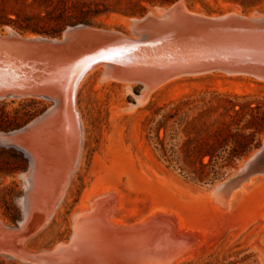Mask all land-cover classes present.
Here are the masks:
<instances>
[{
	"label": "rangeland",
	"instance_id": "374dc122",
	"mask_svg": "<svg viewBox=\"0 0 264 264\" xmlns=\"http://www.w3.org/2000/svg\"><path fill=\"white\" fill-rule=\"evenodd\" d=\"M87 1L127 7L119 0ZM183 3L207 15L237 10L264 14V0L248 8L231 0ZM140 4L146 8L144 14L172 5ZM143 15L111 13L91 25L128 32L130 19ZM71 26L75 25L57 36L11 29L22 36L54 38ZM6 28L0 32L6 33ZM94 73L76 96L84 138L79 164L55 216L46 227L26 236L22 250L12 245L8 234L7 240L3 238L4 225L13 232L27 218L21 175L28 160L18 150L12 157L13 151L0 142V264H262L264 182L228 212L214 203L209 191L262 146L264 131L240 159H230L229 154L244 144L242 139H231L213 162L199 155L212 146L218 121L234 115L232 106L241 110L235 118L240 128L251 120V109L264 112V81L219 73L185 77L165 84L137 105L141 87L127 92L120 85L99 83L98 72ZM49 103L17 99L0 105L19 129L45 112ZM17 168L21 170L8 173ZM106 194L109 199L91 206ZM85 205L90 210L84 215L86 223L77 228L74 216ZM4 253H17L22 260L11 261L2 257Z\"/></svg>",
	"mask_w": 264,
	"mask_h": 264
},
{
	"label": "water",
	"instance_id": "95a60500",
	"mask_svg": "<svg viewBox=\"0 0 264 264\" xmlns=\"http://www.w3.org/2000/svg\"><path fill=\"white\" fill-rule=\"evenodd\" d=\"M158 8L160 15L148 11L142 17L131 18L128 32L85 24L71 26L54 38H31L13 29L0 32V102H50L45 112L23 127L0 134V142L20 151L28 160L22 175L26 177L25 186L31 183L26 186L25 196L29 217L13 232L4 225L3 239L11 234L12 245L42 228L37 219L41 204L54 205L62 179L44 192L48 168L58 167L59 157L62 161V157L70 156L63 151L62 137L74 138L77 128L68 101L78 78L87 70L107 67L108 75L115 79L151 86L181 76L215 72L264 79V14L207 15L184 10L180 0ZM107 56L110 58L105 59ZM47 153L54 154L48 163L44 161ZM69 165L67 162V170ZM67 170L62 167V178ZM263 175L264 137L262 146L230 177L212 187L209 196L215 201L227 200L238 186ZM261 260L264 264V256Z\"/></svg>",
	"mask_w": 264,
	"mask_h": 264
},
{
	"label": "trees",
	"instance_id": "16d2710c",
	"mask_svg": "<svg viewBox=\"0 0 264 264\" xmlns=\"http://www.w3.org/2000/svg\"><path fill=\"white\" fill-rule=\"evenodd\" d=\"M141 1L152 5L156 3L170 5L178 0H119L118 2L126 3V9L109 7L100 2L87 0H0V28H14L23 34L57 36L69 25H91L95 20L111 13L129 17L141 16L146 12V8L140 4ZM231 1L244 8L256 7L262 2V0ZM232 110L234 115L230 116L229 120L218 121L213 144L210 149L200 153L201 159L208 157L209 163L213 162L216 158L221 157L220 154H217L218 150L223 149L224 151L231 139H242L244 144L235 145L236 147L229 154L230 159H240L248 153L256 137L264 131V112L260 113L258 109H251V120L240 128L238 123L235 125V118L240 115L241 110H235V105L232 106ZM254 111L257 112L254 113ZM233 126H236L235 131H232ZM18 127L15 119L0 105V133H8ZM236 143L237 141H235ZM9 149L13 151L11 156L15 157L17 150L13 147H9ZM19 170L21 169H11L8 173L13 174ZM213 172L216 174L215 171Z\"/></svg>",
	"mask_w": 264,
	"mask_h": 264
},
{
	"label": "bare ground",
	"instance_id": "6f19581e",
	"mask_svg": "<svg viewBox=\"0 0 264 264\" xmlns=\"http://www.w3.org/2000/svg\"><path fill=\"white\" fill-rule=\"evenodd\" d=\"M180 4H181V6L183 7L184 10L188 11L186 5L183 3V0H180ZM149 11L151 13H155L157 15L162 14L161 9H159L158 7L152 8ZM192 11H199L201 13H204V12H202L199 9L192 10ZM227 13H229V12H227ZM232 13L238 14V15L242 14L239 10L234 11ZM6 30L8 32L12 31L11 28H8V27L6 28ZM29 37L32 38V35L29 36ZM104 58L108 59L110 57L107 56V57H104ZM94 71L98 72L97 73L98 75H96V77H97L99 83H101V84H106V85L107 84H116V85H120L127 92H132L133 91L132 89H134L135 87H141V96L137 98V105H141V104L145 103L149 96H151L152 94H154L157 91H159L162 87H164L165 84L167 85V83H169V82L171 83V81H174V80H177V79H181V78H185V77H198V76L210 75V74H215V73H219V74L225 75V74L220 73V72H215V73H208V74H202V75L181 76V77H177V78L165 81V82H163V83H161L159 85H156V86H151V85H148V84H140V83H136V82H130V81H125V80L115 79V78H113V77L108 75L107 67H104V68L103 67H93V68L87 70V72H85L83 75H81L78 78V80H77V84H76V87H75V89H74V91L72 93V97L68 101L70 112L73 114L74 122H75V125H76V128H77L76 129V134H75V137L71 138V139L66 137V135L62 137L63 146L65 148L63 151H67L70 156L68 157V155H66L64 157V159L62 157V161H61V159L59 157L58 158V160H59L58 167H53V165H52V166H50L48 168L49 174L47 176L48 179L46 178V183H45V186H44L45 187L44 192H47V190L50 189V185L51 186L53 185V187H55L54 185L56 184V182L57 181L60 182L59 180L62 179L61 187H60V189H58L57 192H55L56 195H55L54 205L52 204L53 206L45 207L44 204H41L37 208V211H39L37 213H40L41 216L45 215V217H40V215H39V217L37 218V219H39V226L42 225V228L46 227L51 222L52 218L55 216L56 212L58 211V208L61 205V200H62L63 196L65 195V192H66V189H67V187L69 185V182H70L71 178L73 177V174H74V172H75V170H76V168H77V166L79 164L81 148H82L83 127H82V121H81V116H80V112H79L80 110H78V106H77V103H76V96H77V93H78L79 89L83 86V84L88 83L90 78L95 77ZM91 73H92V75L89 77V75ZM241 76L242 77H248V78L256 79V80H259V81H264V79H258V78L253 77V76H247V75H241ZM9 100H14V99H9ZM15 100H17V99H15ZM60 104H62V101H60ZM59 141L60 140L58 139V142ZM49 153H47V155L44 157V161L47 162V163H48V158L51 155H54L53 153H51V155H49ZM67 162L70 164L68 170H67ZM63 166L65 167V170H67V171L64 174V177L62 178L60 172H61V169H62ZM52 173H53V175H52ZM21 177L23 179H26V177L24 175H21ZM262 182H264V175L252 180L249 184H246V185H243V186H238V188H237L238 190H235L232 194H230V196L228 197L227 200L219 199L217 201H215V200H213V201L221 209H223V211H227V212L228 211H232L234 208H236L240 204V202L245 198L246 194L252 188L257 187ZM35 183L36 182L34 181V184ZM27 185L31 186V183L26 182V186ZM53 187H52V193L54 195ZM105 196H106L105 198H103V197L101 198L100 197L101 199H97L95 201V204L93 203L91 206L94 208V206L95 207L98 206L97 205L98 202L101 201V203H102V201H104V200L106 201V198H108L109 196L107 197V194ZM25 206L26 207H24V208H26V211H27V203H25ZM28 206H29V209H30L31 204H29ZM33 207H31L32 210H33ZM99 209L100 208H98L97 211ZM88 210H89V208L85 205L81 209V211H79V212H77L75 214V216H74V224L77 226V228L80 227L81 223H83V222H84V224L86 223V219H87L86 217L87 216L84 217V215L86 213H88ZM95 212H96V209H95ZM28 217H29V214H28V211H27V218ZM8 235H10V237L12 238L11 234H8ZM24 239H25V237H24ZM24 239L22 238L21 240H18V243H17V245H19L21 250H22V242L24 241ZM25 246H23V247H25ZM8 256L10 257L11 261H12V259L22 260V257L20 255H18L17 253H14V254L13 253H6V254L4 253L2 257H8ZM6 259H8V258H6Z\"/></svg>",
	"mask_w": 264,
	"mask_h": 264
}]
</instances>
